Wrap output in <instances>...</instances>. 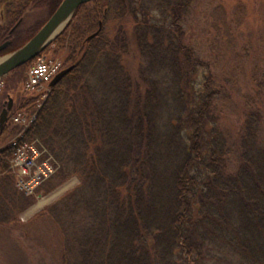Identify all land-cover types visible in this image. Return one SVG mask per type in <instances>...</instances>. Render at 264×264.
<instances>
[{
    "label": "trees",
    "instance_id": "1",
    "mask_svg": "<svg viewBox=\"0 0 264 264\" xmlns=\"http://www.w3.org/2000/svg\"><path fill=\"white\" fill-rule=\"evenodd\" d=\"M62 1L0 0V12L11 27L28 7L51 15ZM193 1L93 0L45 49L67 50L73 69L39 109L32 96L21 109L36 114L26 141L54 167L41 187L79 181L46 212L65 237L63 264H264L262 117L248 111L239 135L221 126V87L183 42L180 24ZM117 18L124 23L111 35ZM11 40L1 55L28 39ZM132 48L140 59L135 79L121 63ZM10 155L1 148L0 224L31 204L12 189Z\"/></svg>",
    "mask_w": 264,
    "mask_h": 264
},
{
    "label": "rangeland",
    "instance_id": "2",
    "mask_svg": "<svg viewBox=\"0 0 264 264\" xmlns=\"http://www.w3.org/2000/svg\"><path fill=\"white\" fill-rule=\"evenodd\" d=\"M47 10V7L30 6L24 11L16 31L18 43L30 40L38 32L53 14ZM5 17L0 12V36L10 27ZM153 17L157 22L161 19L160 13H153ZM181 22L184 44L190 46L199 59L210 64L209 70L215 76L216 85L221 87L216 100L221 126L231 134L239 135L247 112L258 110L262 117L258 135L264 140V0H194ZM123 23L120 18L112 20L106 32L113 35L116 27ZM125 24L123 30L130 36L133 22L129 19ZM56 48H48L40 59L58 61L63 68L67 67L68 63L64 62L67 50L59 52ZM81 53L76 50L74 61ZM121 63L135 79L140 66L138 53L132 48ZM20 68L0 79V115L9 98L13 113L27 102L23 85L29 68ZM13 125L8 122L3 127L6 136L0 141L2 150L18 137L22 129V126L14 128ZM229 165L231 170L237 169L236 151L230 155ZM77 185L78 179L72 177L48 192L43 186L30 197L28 207L19 213L12 209V220L0 224V264H63L65 237L54 218L46 212ZM12 189L21 192L17 187Z\"/></svg>",
    "mask_w": 264,
    "mask_h": 264
},
{
    "label": "built area",
    "instance_id": "3",
    "mask_svg": "<svg viewBox=\"0 0 264 264\" xmlns=\"http://www.w3.org/2000/svg\"><path fill=\"white\" fill-rule=\"evenodd\" d=\"M60 67L58 62L39 60L27 73L24 91L41 93L40 101L44 100L47 84ZM33 118L24 112H19L12 121L16 125L27 128ZM18 139H14L11 143L13 154L9 160L10 170L14 174L17 189L26 195H32L40 183L52 175L54 169L49 161L41 159L33 144L21 143Z\"/></svg>",
    "mask_w": 264,
    "mask_h": 264
},
{
    "label": "water",
    "instance_id": "4",
    "mask_svg": "<svg viewBox=\"0 0 264 264\" xmlns=\"http://www.w3.org/2000/svg\"><path fill=\"white\" fill-rule=\"evenodd\" d=\"M93 0H63L57 9L53 12L51 17L47 20V22L42 26V28L21 48L14 51V53H10L0 57V79L4 77L6 74L14 71L15 69L25 65L26 63L32 61L37 56H39L45 49L55 41V38L64 30V28L68 25L69 21L73 17L76 10ZM65 22V25L60 28V25ZM60 28V29H59ZM56 32L55 30H58ZM97 34L94 33L86 40L93 38ZM10 42H5L0 45V53L4 51ZM73 69V66L67 68V70L61 71L59 74H56L55 78L50 83V87H53L59 82L65 75L69 73ZM7 109H4L0 115V128L3 127L4 123L7 121L8 111L12 107V100L8 99Z\"/></svg>",
    "mask_w": 264,
    "mask_h": 264
},
{
    "label": "flooded vegetation",
    "instance_id": "5",
    "mask_svg": "<svg viewBox=\"0 0 264 264\" xmlns=\"http://www.w3.org/2000/svg\"><path fill=\"white\" fill-rule=\"evenodd\" d=\"M22 22V18L18 20V22H16V24L12 25L11 27L8 28V31L7 33L5 34V42H10V45L8 46V48L13 44L12 43V40H11V37H16L18 35V32H16L19 27H20V24ZM8 101V100H7ZM4 104H2L3 106ZM8 105V103H7Z\"/></svg>",
    "mask_w": 264,
    "mask_h": 264
},
{
    "label": "bare ground",
    "instance_id": "6",
    "mask_svg": "<svg viewBox=\"0 0 264 264\" xmlns=\"http://www.w3.org/2000/svg\"><path fill=\"white\" fill-rule=\"evenodd\" d=\"M64 25H65V22H63V23L60 25V28H62ZM60 28H59V29H60ZM59 29H58V30H55V31L58 32Z\"/></svg>",
    "mask_w": 264,
    "mask_h": 264
}]
</instances>
